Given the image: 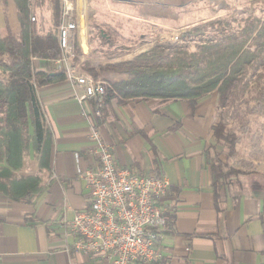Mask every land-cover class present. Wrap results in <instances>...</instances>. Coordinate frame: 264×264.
Returning a JSON list of instances; mask_svg holds the SVG:
<instances>
[{
	"label": "crops",
	"instance_id": "crops-1",
	"mask_svg": "<svg viewBox=\"0 0 264 264\" xmlns=\"http://www.w3.org/2000/svg\"><path fill=\"white\" fill-rule=\"evenodd\" d=\"M22 1L0 0L1 34L21 31L17 3ZM54 1L27 0L29 20L35 18L30 21L40 34L52 31ZM57 1L62 9L61 0ZM71 1L73 21L78 24L73 45L76 42L82 52L73 63L88 62L96 70L111 64L113 61L92 52L88 42L94 32L88 28L89 20L82 30L83 20L94 14L101 20L134 15L121 8L138 3L111 0L103 6L97 0ZM93 2L97 5L92 7ZM142 6L151 20L149 24L155 18L163 22L170 10V5L153 2ZM154 6L161 9L160 17L148 9ZM98 33L113 42L101 29ZM154 45L138 49L126 42L119 47L129 49L127 58H123L128 60ZM32 67L36 71L52 70L51 62L41 59L33 60ZM76 91L80 88L66 80L36 91L52 136L50 169L39 173L44 187L26 202H13L0 194V264H109L71 250L62 225L87 205L88 190L79 175L94 164ZM84 106L90 108L88 103ZM97 123L103 140L114 150L118 166L144 175L157 170L169 181L163 198L169 213L161 243L162 258L150 264H264V189L250 182L223 184L216 190L211 185L207 158L217 149L212 140V127L217 123L215 94L205 96L193 107L184 100L114 96L105 100ZM25 168L27 173H36L33 160Z\"/></svg>",
	"mask_w": 264,
	"mask_h": 264
},
{
	"label": "trees",
	"instance_id": "trees-1",
	"mask_svg": "<svg viewBox=\"0 0 264 264\" xmlns=\"http://www.w3.org/2000/svg\"><path fill=\"white\" fill-rule=\"evenodd\" d=\"M27 3H17L21 31L0 33V194L13 202H26L38 194L44 187L39 173L50 169L52 136L36 91L65 81L63 70L36 71L32 67L33 60L51 62L60 56V2L52 4L49 34H40L32 26ZM258 12L261 15L255 10H237L229 16L202 20L187 27L179 44H156L131 59L99 67L107 85L105 100L114 96L184 100L193 107L215 94L213 147H228L236 154L241 140L229 124L233 122L244 133L250 117H264V9ZM97 38L101 43L111 42L100 33ZM73 47L77 62L82 52L76 42ZM82 68L97 78L90 63L83 62ZM31 160L36 163V173H27L25 168ZM207 164L216 190L227 177L225 164L217 155L208 156Z\"/></svg>",
	"mask_w": 264,
	"mask_h": 264
},
{
	"label": "built area",
	"instance_id": "built-area-1",
	"mask_svg": "<svg viewBox=\"0 0 264 264\" xmlns=\"http://www.w3.org/2000/svg\"><path fill=\"white\" fill-rule=\"evenodd\" d=\"M61 2L57 30L60 56L51 64L53 69L64 71L67 82L80 88L75 98L87 122L94 162L79 175L88 190L87 205L70 221L62 222L70 249L109 264H150L162 258L161 243L169 213L163 198L169 181L157 170L144 175L116 164L114 150L103 140L97 123L105 104L106 84L73 63V33L78 24L73 21L72 1ZM86 103L90 108L84 106Z\"/></svg>",
	"mask_w": 264,
	"mask_h": 264
},
{
	"label": "rangeland",
	"instance_id": "rangeland-1",
	"mask_svg": "<svg viewBox=\"0 0 264 264\" xmlns=\"http://www.w3.org/2000/svg\"><path fill=\"white\" fill-rule=\"evenodd\" d=\"M130 1L138 4L135 6L133 5L132 7H127L126 5V7L124 6L121 8V11H131L134 15L122 13L123 15H116V18H105L101 20L100 17H97V14H94V17L89 15L85 21L83 20L84 23H82L84 26H82V30L84 31L86 30L87 25L91 23L88 28L90 27L94 33L92 34L93 36L90 37L91 42L88 43L92 52L95 51V53L93 52L95 56L101 54L104 59L113 61L112 63H114L118 59L123 60V58H127L129 49H127L126 46L119 47L126 42L133 44L136 48L138 47V49L145 48V46H149L152 43H155V45L160 43L179 44L181 42L182 33L187 30V27L196 25L202 20H209L219 16H229L236 13L237 10L247 11V13L255 10V13L259 16L261 15V12H258V9H264V0ZM97 2H100L103 6L106 3H112L111 0H97ZM145 2H153V4L159 5H170V10L167 13L168 15L164 14L165 20L161 22L160 18H155L152 19L153 24L147 23V21L151 20L148 16L144 15L142 10V7L147 9V7L142 6ZM95 5L97 4H94L93 2L92 7ZM149 8L150 10H153L154 16L159 15L160 17L162 15L158 13L161 12V9L155 6L154 8L148 7V9ZM118 10L120 11V9ZM95 23H98L99 27H97ZM100 29L102 33L111 36L113 42L111 41L110 44L106 45L96 39V35ZM144 41H148V43H143ZM83 45L86 49L84 43ZM86 51L87 53H90L87 49ZM83 62L84 61H80L78 64L81 69H83ZM96 71L98 73L96 80L104 82V79L102 78L104 74L98 70ZM106 75L110 77V73H106ZM229 125L234 127L236 135L241 140L236 145V154H231L228 147L222 148L219 146L211 154V156L217 155L218 159L225 164L227 177L225 181H223V184L244 185L245 183L248 184L250 182L251 186L255 187L256 185H259L264 189V117H250V123L244 133L243 130H237V126L234 125L233 122Z\"/></svg>",
	"mask_w": 264,
	"mask_h": 264
},
{
	"label": "water",
	"instance_id": "water-1",
	"mask_svg": "<svg viewBox=\"0 0 264 264\" xmlns=\"http://www.w3.org/2000/svg\"><path fill=\"white\" fill-rule=\"evenodd\" d=\"M114 1L129 2L130 0H114Z\"/></svg>",
	"mask_w": 264,
	"mask_h": 264
}]
</instances>
